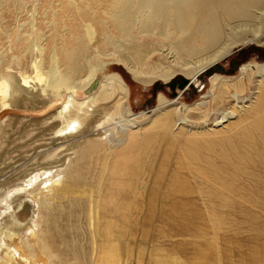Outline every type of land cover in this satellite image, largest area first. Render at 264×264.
Instances as JSON below:
<instances>
[{"label":"bare ground","instance_id":"1","mask_svg":"<svg viewBox=\"0 0 264 264\" xmlns=\"http://www.w3.org/2000/svg\"><path fill=\"white\" fill-rule=\"evenodd\" d=\"M263 39L264 0H0V113L9 95L14 108L59 104L36 137L74 155L4 182L0 264H119L120 239L155 208L166 221L207 208L214 232L215 209H264V63L214 74L189 106L158 94L147 127L111 67L145 87L184 76L171 84L180 94ZM166 50L177 71L152 64ZM25 60L29 74L5 70Z\"/></svg>","mask_w":264,"mask_h":264},{"label":"rangeland","instance_id":"2","mask_svg":"<svg viewBox=\"0 0 264 264\" xmlns=\"http://www.w3.org/2000/svg\"><path fill=\"white\" fill-rule=\"evenodd\" d=\"M155 56L152 64L162 65V68L167 66L170 69L171 67V71L178 70L175 67V63L177 64L179 61L176 54L166 50L164 54L159 53ZM255 62L264 63V39L259 45L245 46L228 59L218 63V68L222 71H215L205 76L198 84L193 85L192 89L180 94L181 91L177 85H172L171 88V84L173 80L184 76L176 75L168 83L156 79L150 86L145 87L135 82L123 66L113 63L111 67L114 72L123 77L131 91L130 104L133 114H146L143 118L136 119L137 126L147 127L149 120L154 117L151 111L157 106L158 94L164 95L170 101L178 99V102L189 106L207 91L208 78L214 74L235 77L241 65ZM14 64L5 70L10 74H16L18 70L27 74L30 73L26 60L19 67L14 66ZM162 70L167 69L163 68ZM223 71L227 73H223ZM14 100L15 98L9 95L7 97L8 109L0 113V199L4 189L9 187L8 184L3 185L4 182L9 183L19 176H25L38 165L39 168L47 167L45 163L55 161L59 157V160H64L63 158L66 157L74 158V155L70 154L71 151L64 150L67 144L57 149L50 145L45 138L36 137L41 128H46L48 123L46 118L59 109V104H54L44 110H33L28 101L22 102L20 107H12ZM139 123L142 125L140 126ZM185 129L189 128L186 127ZM62 163L52 164V166ZM7 165L13 167L7 169ZM61 167L59 166L57 169L64 171L65 165ZM21 199H24L23 195L17 196L13 203H17ZM31 200H33V196L28 201L26 200L30 210L28 212H33L35 219L39 220L43 211L36 209ZM30 201L32 205L29 203ZM14 206L15 204H13ZM208 211L211 212L202 206L191 211L184 210L180 215L168 219L169 222H167L168 220L162 219L163 212L155 208L150 213L151 221L145 230L138 222L133 223L134 225L129 231L133 238L120 239L121 251L117 254L119 264H264L263 208L230 207V209H215L213 212L222 218L216 233L212 227L213 222L209 218L211 213L209 214ZM7 216V214L2 216V220L5 221ZM181 218L182 221H180ZM39 226L40 229L44 228L42 220ZM82 229L86 231L84 233H88L85 225ZM86 242L89 240L87 241L86 236H84L83 244ZM125 247L130 250V257L127 254L124 255L122 250ZM5 252L4 249L0 250V259H3ZM43 261H45L44 257L41 258L40 264H48V262L43 263Z\"/></svg>","mask_w":264,"mask_h":264},{"label":"water","instance_id":"3","mask_svg":"<svg viewBox=\"0 0 264 264\" xmlns=\"http://www.w3.org/2000/svg\"><path fill=\"white\" fill-rule=\"evenodd\" d=\"M217 71H220V68H218ZM181 87H182V86H180V88H181ZM171 88H172V85H171Z\"/></svg>","mask_w":264,"mask_h":264}]
</instances>
